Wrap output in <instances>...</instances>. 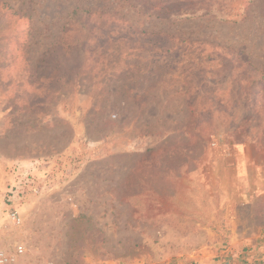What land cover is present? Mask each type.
Here are the masks:
<instances>
[{
  "label": "rangeland",
  "instance_id": "1",
  "mask_svg": "<svg viewBox=\"0 0 264 264\" xmlns=\"http://www.w3.org/2000/svg\"><path fill=\"white\" fill-rule=\"evenodd\" d=\"M158 1L0 0L11 264H264V0Z\"/></svg>",
  "mask_w": 264,
  "mask_h": 264
},
{
  "label": "trees",
  "instance_id": "2",
  "mask_svg": "<svg viewBox=\"0 0 264 264\" xmlns=\"http://www.w3.org/2000/svg\"><path fill=\"white\" fill-rule=\"evenodd\" d=\"M164 6H166V7H168L169 6V3L167 4V2L166 1H158L157 3H156V7L155 8H158L159 9V12L163 9V7ZM263 11H264V5H263ZM190 13H189V11L188 10H186V9H180L179 10V12H178V15L177 16H179L178 18H181V17H185V18H188V15H189ZM36 69V68H35ZM261 76H262V78H264V71L261 73Z\"/></svg>",
  "mask_w": 264,
  "mask_h": 264
},
{
  "label": "built area",
  "instance_id": "3",
  "mask_svg": "<svg viewBox=\"0 0 264 264\" xmlns=\"http://www.w3.org/2000/svg\"><path fill=\"white\" fill-rule=\"evenodd\" d=\"M12 220H17L19 222V219L17 216L13 213L11 214ZM12 259L7 257L3 252L0 251V264H11Z\"/></svg>",
  "mask_w": 264,
  "mask_h": 264
}]
</instances>
